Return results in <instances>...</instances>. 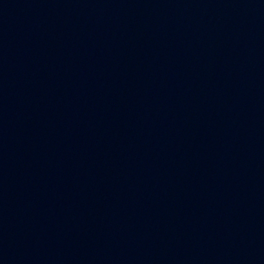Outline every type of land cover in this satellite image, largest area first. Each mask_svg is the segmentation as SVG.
Listing matches in <instances>:
<instances>
[{"label":"water","instance_id":"1","mask_svg":"<svg viewBox=\"0 0 264 264\" xmlns=\"http://www.w3.org/2000/svg\"><path fill=\"white\" fill-rule=\"evenodd\" d=\"M0 264H264V0H0Z\"/></svg>","mask_w":264,"mask_h":264}]
</instances>
